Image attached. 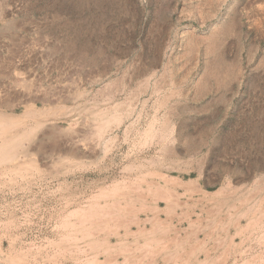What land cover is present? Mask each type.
<instances>
[{"label":"rangeland","instance_id":"1","mask_svg":"<svg viewBox=\"0 0 264 264\" xmlns=\"http://www.w3.org/2000/svg\"><path fill=\"white\" fill-rule=\"evenodd\" d=\"M4 120L0 264H264V0H0Z\"/></svg>","mask_w":264,"mask_h":264},{"label":"bare ground","instance_id":"2","mask_svg":"<svg viewBox=\"0 0 264 264\" xmlns=\"http://www.w3.org/2000/svg\"><path fill=\"white\" fill-rule=\"evenodd\" d=\"M209 85V84H208ZM116 118V117H115ZM106 122V121H105ZM11 124V123H10ZM0 125L1 126H5V127H7V123L5 122V120H4V122H0ZM103 127V126H102ZM99 129V128H98ZM97 129V130H98ZM98 134V133H97ZM41 135V134H40ZM43 136V135H42ZM20 137V136H19ZM51 138H53V137H51ZM22 139V138H21ZM20 140V139H19ZM42 140V139H41ZM14 141H15V138L14 139H12V140H7V142H5V143H3L1 146H0V161H6V160H9L10 158H12L13 156H14V153L13 152H11L12 151V145H13V143H14ZM58 141V140H57ZM16 142L17 141H15V144H16ZM36 142V141H35ZM37 144H39V143H37ZM43 144V143H42ZM48 144V143H47ZM17 146H18V142H17V144H16ZM23 146V145H22ZM21 146V147H22ZM44 146V145H43ZM46 146V145H45ZM16 147V146H15ZM14 147V148H15ZM24 147V146H23ZM46 148V147H45ZM53 148V147H52ZM164 148V147H163ZM27 149V148H26ZM164 150H165V148H164ZM26 151V150H25ZM172 151V150H171ZM16 152V151H15ZM23 153V152H22ZM26 153V152H25ZM171 180H173V179H171ZM182 183V182H181ZM181 183H179V184H181ZM186 184H188V183H186ZM189 185H190V183H189ZM188 186V185H187ZM186 187V186H185ZM158 192H160L159 190H158ZM165 192V191H164ZM165 195V194H164ZM159 197V196H158ZM160 198V197H159ZM244 201V200H243ZM248 209V208H247ZM123 211V210H122ZM253 211V210H252ZM115 214V213H114ZM253 214V213H252ZM251 215V214H250ZM247 216V215H246ZM121 217V216H120ZM88 218V217H87ZM252 219V218H251ZM104 220V219H103ZM108 220V219H107ZM106 220V221H107ZM255 220V219H254ZM159 221V220H158ZM250 221V220H249ZM103 222V221H102ZM257 222V221H256ZM255 222V223H256ZM95 224V223H94ZM253 224V223H252ZM97 244V243H96ZM113 244V243H112ZM115 248V247H114ZM107 251V250H106ZM109 255V254H108ZM124 255V254H123ZM100 261V260H99ZM98 261V262H99ZM102 262V261H101ZM123 262V261H122ZM121 262V263H122ZM98 264V263H97Z\"/></svg>","mask_w":264,"mask_h":264}]
</instances>
